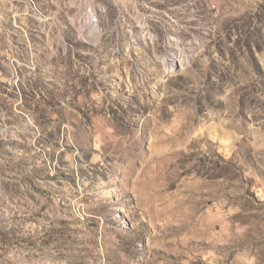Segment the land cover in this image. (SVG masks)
Segmentation results:
<instances>
[{
  "label": "rangeland",
  "instance_id": "374dc122",
  "mask_svg": "<svg viewBox=\"0 0 264 264\" xmlns=\"http://www.w3.org/2000/svg\"><path fill=\"white\" fill-rule=\"evenodd\" d=\"M0 264H264V0H0Z\"/></svg>",
  "mask_w": 264,
  "mask_h": 264
}]
</instances>
